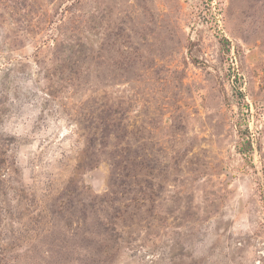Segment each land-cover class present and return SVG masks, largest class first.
<instances>
[{
	"label": "rangeland",
	"instance_id": "374dc122",
	"mask_svg": "<svg viewBox=\"0 0 264 264\" xmlns=\"http://www.w3.org/2000/svg\"><path fill=\"white\" fill-rule=\"evenodd\" d=\"M0 264H264V0H0Z\"/></svg>",
	"mask_w": 264,
	"mask_h": 264
}]
</instances>
